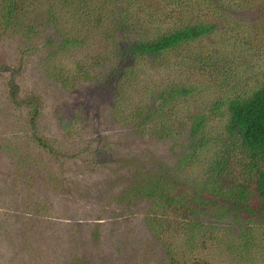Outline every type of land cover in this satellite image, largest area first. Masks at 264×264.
I'll return each instance as SVG.
<instances>
[{"label":"rangeland","instance_id":"1","mask_svg":"<svg viewBox=\"0 0 264 264\" xmlns=\"http://www.w3.org/2000/svg\"><path fill=\"white\" fill-rule=\"evenodd\" d=\"M76 1L12 0L9 10L8 1L0 0V264L263 261L264 231L248 242H261L259 250L247 251L255 244L244 250L249 230L241 223L223 220L213 233H193L185 217L168 208L122 200L135 168L117 170L115 159H136L139 172L160 164L176 169L187 154L193 115L207 113L233 91H246L264 72V40L250 51L230 46L233 39L225 35L236 21L258 20L263 31L264 0H210L208 7H199L204 0H82L94 19L102 13L99 26L76 12ZM213 6L225 12L214 38L162 57L118 63L120 34L107 37L124 20V8L131 24L152 32L203 16ZM75 32L84 42L70 45L65 39L73 41ZM173 86L193 92L176 96L162 111L159 96ZM221 120L209 116L207 129H219ZM202 167L183 171L180 179L202 174ZM212 218L199 216L206 224ZM166 222L174 236L158 239L151 227Z\"/></svg>","mask_w":264,"mask_h":264},{"label":"trees","instance_id":"2","mask_svg":"<svg viewBox=\"0 0 264 264\" xmlns=\"http://www.w3.org/2000/svg\"><path fill=\"white\" fill-rule=\"evenodd\" d=\"M5 1L9 2L5 5L11 10L9 5L12 0ZM76 2L80 6L76 12L81 16L86 14L87 17H93L89 14L93 13L82 5V0ZM196 3L198 0L195 1ZM209 5H211L210 0H204L199 7ZM15 7L17 8L16 5ZM224 15L225 12L220 7L213 6L203 16H191L184 22L153 28L150 32L151 29L131 24L130 11L124 8V20L117 23L107 38L113 40L116 34H120L114 47L117 59H121L118 63L128 59L137 62L138 59V61L144 59V56L162 57L204 38H214L224 22L222 20ZM95 16L94 22H97L98 26L101 25L102 13H97ZM77 17L79 20L78 15ZM261 19L263 31L259 29L258 20L249 23L236 21L229 24L224 33L233 39L229 40L230 46H242L250 51L258 46L264 40L262 38L264 15ZM67 21L69 24L73 23L72 11ZM29 28L32 29L30 26ZM132 29L138 35L130 38L129 32ZM146 29L148 31L142 33ZM84 30L83 23H79L76 31L81 34ZM101 34L103 35V31ZM75 36L76 38H72L73 41L71 39L65 41L70 42V45L84 42L79 39L76 32ZM65 41L63 40L64 44ZM195 61L199 62L194 59L193 62ZM187 62L188 58L181 55V63L191 69L193 65H188ZM105 81L103 79L101 82ZM192 92L193 88L178 86H173L167 93L163 91L159 96L160 110L163 111L169 106L176 96H189ZM11 95L16 98V92H12ZM28 102L30 101L26 103ZM209 116H218L222 119L221 126L214 132L207 129L206 122ZM31 121L33 122V119ZM187 125L189 134V142L185 147L187 154L179 160L176 169L160 164L155 170L141 169L139 172L140 164L137 166L136 159H115L119 166L117 170L135 168L131 178L132 183L122 189L120 198L124 201L146 199L154 206L168 208L167 211H174L177 217L184 216L188 222L187 227L192 228L193 233L195 231L213 233L223 220H233L237 226L241 223L249 230L247 231L249 237L243 238L247 246L244 250L251 244H255L254 248L249 247L247 251L259 250L261 242L256 241L251 244L248 242L254 239L256 231H264V72L257 81L251 82L246 91L240 93L233 91L218 99L207 113L193 115ZM159 127L167 128L164 124H159ZM34 141L41 142L37 138ZM199 164L204 166L200 169L202 174L194 175L188 180L180 179L179 174L194 167L197 169ZM203 215H210L215 221L206 224L199 219V216ZM169 226L168 222L161 226L156 224L151 227V231L158 235V239L165 236L172 237L174 234H167V231H170ZM219 236L223 238L224 235L220 233ZM78 261L74 260L75 264ZM258 264H264V260L259 261Z\"/></svg>","mask_w":264,"mask_h":264}]
</instances>
